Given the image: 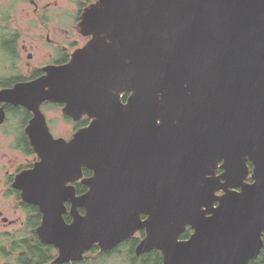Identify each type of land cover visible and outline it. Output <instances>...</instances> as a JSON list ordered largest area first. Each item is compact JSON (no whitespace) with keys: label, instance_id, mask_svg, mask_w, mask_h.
Segmentation results:
<instances>
[{"label":"water","instance_id":"water-1","mask_svg":"<svg viewBox=\"0 0 264 264\" xmlns=\"http://www.w3.org/2000/svg\"><path fill=\"white\" fill-rule=\"evenodd\" d=\"M80 26L94 38L68 65L0 92L33 112L40 160L13 186L42 213L38 238L58 263L144 229L136 253L162 264H249L264 236V0H99ZM45 100L90 122L54 138Z\"/></svg>","mask_w":264,"mask_h":264},{"label":"flooded vegetation","instance_id":"flooded-vegetation-1","mask_svg":"<svg viewBox=\"0 0 264 264\" xmlns=\"http://www.w3.org/2000/svg\"><path fill=\"white\" fill-rule=\"evenodd\" d=\"M98 1L0 0V92L14 89L20 83L55 75L57 72L56 67L68 65L72 61L74 51L86 46L94 38L93 34H83L80 22L85 10L91 5L98 3ZM73 12H76L77 15L74 16ZM77 24L80 27L78 29L79 33L86 39L85 44H78L80 42L77 38L79 33L77 30H73L74 27L76 29ZM52 67L55 68L51 69ZM43 88L48 89L50 85L43 86ZM51 103L59 104L58 108L62 109L65 119L74 125V130L71 131V135L67 138L55 136L48 125V120L50 119L46 117L43 110L57 107ZM43 105L44 109L42 108ZM64 107L65 103L50 100H45L40 105V109L46 117L47 126L54 138L61 137L70 141L77 130L82 128L75 129V122L86 117L90 122V118L84 114L78 120H74L64 112ZM17 109L19 114H17ZM25 110L30 112L27 122H24V116L22 117V113ZM1 117L3 121L0 123V141L6 138L15 139L14 143L11 142L13 149L21 151L26 156L32 155L36 159L34 163L19 166L14 171H11L6 163H1L0 165V191H2L0 198V230L7 231L10 230V227L18 224L19 221L23 225L26 219L22 220V217H10L9 215L12 207H14V213L21 209L26 216L21 204V202H24L20 195L21 192L14 188L13 183L19 173L32 169L40 158L35 152L34 145L26 131L33 117V112L24 105L0 100ZM21 119L22 122L19 127L12 126ZM10 126H12V129H10ZM26 141L30 143V147L33 150L32 154H27L24 151L25 146L29 147ZM1 144L0 142V157H5L6 152L2 150ZM78 182L82 183V178L74 183L75 186ZM16 191H19L20 199H18ZM84 192H78L77 190V194ZM12 199L19 202L17 209ZM1 225L4 226L1 227ZM187 228L193 232L190 226ZM249 264H264V236L261 252L257 257L251 259Z\"/></svg>","mask_w":264,"mask_h":264},{"label":"trees","instance_id":"trees-1","mask_svg":"<svg viewBox=\"0 0 264 264\" xmlns=\"http://www.w3.org/2000/svg\"><path fill=\"white\" fill-rule=\"evenodd\" d=\"M128 93L123 94V98L127 97ZM54 106L59 104L51 103ZM17 114L19 110L17 109ZM24 122L30 117V112L25 110L22 113ZM89 123V119L83 118L75 122V129L84 127ZM29 147L25 146L24 151L27 154H32L33 150L30 143L26 141ZM250 168H253L252 163L248 162ZM218 173L222 172L218 168ZM85 175H90L91 171L84 168ZM248 181H252L251 177ZM78 192H84L87 187L81 182L76 183ZM17 192L18 199H20L19 191ZM23 209L26 212L25 222L23 226L12 230H0V264H110L111 260L116 256L123 257L128 264H162L163 256L159 249H152L142 254H137L135 251L136 246L145 236V230L137 231L133 236L119 243L115 248L104 250L98 245H94L90 250L86 251L82 260L73 261L68 263L56 262L57 250L51 244L42 243L36 233V227L40 224L42 213L36 205L21 202ZM69 206V205H68ZM67 222L72 221L69 213L65 214ZM185 232L181 235V239H188L192 230L186 228ZM123 253V254H122Z\"/></svg>","mask_w":264,"mask_h":264},{"label":"rangeland","instance_id":"rangeland-1","mask_svg":"<svg viewBox=\"0 0 264 264\" xmlns=\"http://www.w3.org/2000/svg\"><path fill=\"white\" fill-rule=\"evenodd\" d=\"M73 15L76 16L77 13L73 12ZM79 28L80 27L77 24L76 29L74 27L73 30L78 31ZM78 33H79V31H78ZM77 38L80 40V42L78 44L86 42V39H84L85 37H83L81 35V33H79L77 35ZM42 108L44 109V105L42 106ZM43 112L45 113L46 117H48L50 119V120H48V125H49L52 133L55 136H63L65 138H67L71 135V131L74 130L73 129L74 125H73V123H71L65 119V117L63 116V111L61 108L56 107L54 109L53 107H50L49 109H44ZM21 122H22V119L18 123L15 122L14 125H12V126H18L19 127ZM12 126H10V129H12ZM14 141H15V139H11V138H6L5 140L0 141L2 143L1 144L2 150L4 152H6L5 157L4 156L0 157V165H1V163H6L11 171H14L19 166L34 163L36 161L34 156H32V155L26 156L21 151L13 149L11 142L14 143ZM219 165H221V163ZM218 168H220V167L218 166L217 170H218ZM248 168L250 170V174L248 175V177H250L251 173H252V169L250 168L249 165H248ZM221 189H220V192L223 191L221 193L223 195L225 193V191L221 190ZM220 192H218L217 194L219 195ZM1 193H2V191H0V198H1ZM12 201L14 202L16 209H17L19 206V202L17 200H13V199H12ZM217 203L218 202H216L215 206H217ZM210 214H211L210 212L206 213V215H210ZM9 215H10V217H17V216L22 217V220L25 218V213H23V211L21 209H18L17 213H14V207H12L11 213ZM21 224H22V222L19 221L18 224H15L13 227H10L9 229L12 230V229L18 228ZM3 226L4 225H1V227H3ZM110 264H128V262H126L125 259H123V257L118 258L115 256L111 260Z\"/></svg>","mask_w":264,"mask_h":264}]
</instances>
